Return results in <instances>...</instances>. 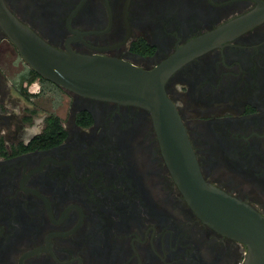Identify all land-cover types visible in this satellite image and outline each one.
Listing matches in <instances>:
<instances>
[{
  "label": "flooded vegetation",
  "instance_id": "1",
  "mask_svg": "<svg viewBox=\"0 0 264 264\" xmlns=\"http://www.w3.org/2000/svg\"><path fill=\"white\" fill-rule=\"evenodd\" d=\"M4 1L60 49L145 69L258 4ZM19 56L0 24V264L247 263L249 245L187 201L148 108L40 72L32 92V66L16 71ZM165 88L206 180L264 215V20L184 61Z\"/></svg>",
  "mask_w": 264,
  "mask_h": 264
},
{
  "label": "water",
  "instance_id": "2",
  "mask_svg": "<svg viewBox=\"0 0 264 264\" xmlns=\"http://www.w3.org/2000/svg\"><path fill=\"white\" fill-rule=\"evenodd\" d=\"M264 20V0L204 31L151 69L113 57L89 56L47 42L0 0V24L24 59L72 91L136 103L152 114L164 158L195 212L208 224L249 245L246 264H264V215L204 177L185 124L165 84L184 61Z\"/></svg>",
  "mask_w": 264,
  "mask_h": 264
},
{
  "label": "trees",
  "instance_id": "3",
  "mask_svg": "<svg viewBox=\"0 0 264 264\" xmlns=\"http://www.w3.org/2000/svg\"><path fill=\"white\" fill-rule=\"evenodd\" d=\"M30 74L28 75V76H26L27 77V79H29V81L30 82H33V81H35V79L40 75V73L35 69V68H31L30 69ZM26 77H23L22 78V80L24 81L25 79H26ZM44 81L45 82H50V83H53V81L52 80H50V79H48V78H46V77H44ZM56 85V84H55ZM29 93V92H28Z\"/></svg>",
  "mask_w": 264,
  "mask_h": 264
},
{
  "label": "rangeland",
  "instance_id": "4",
  "mask_svg": "<svg viewBox=\"0 0 264 264\" xmlns=\"http://www.w3.org/2000/svg\"><path fill=\"white\" fill-rule=\"evenodd\" d=\"M16 71L20 70V69H24V67L26 65H28V63L26 61H24V58H22L21 56L18 57V59L16 60ZM16 71L14 73H16ZM11 76H15L16 74H13V71L10 72Z\"/></svg>",
  "mask_w": 264,
  "mask_h": 264
},
{
  "label": "built area",
  "instance_id": "5",
  "mask_svg": "<svg viewBox=\"0 0 264 264\" xmlns=\"http://www.w3.org/2000/svg\"><path fill=\"white\" fill-rule=\"evenodd\" d=\"M39 82L37 80L33 81L30 85H29V89L32 92H37L39 90Z\"/></svg>",
  "mask_w": 264,
  "mask_h": 264
}]
</instances>
